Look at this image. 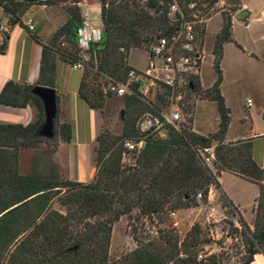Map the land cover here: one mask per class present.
<instances>
[{"label": "trees", "instance_id": "16d2710c", "mask_svg": "<svg viewBox=\"0 0 264 264\" xmlns=\"http://www.w3.org/2000/svg\"><path fill=\"white\" fill-rule=\"evenodd\" d=\"M7 1L0 0V7L8 14V23L20 22L25 26L15 11L8 7ZM226 1L235 7L240 2ZM27 2L39 6H61L67 16L48 43L40 40L37 29L29 31L42 47L39 79L35 85L55 88V53L59 51L60 61L64 63L72 65L80 61L77 31L82 24L85 3L84 0ZM99 2L102 37L88 51L91 58L85 62L87 68L83 70L78 88L80 98L91 109H101L104 105L105 96L97 84L99 77L106 76L112 85L126 83L128 72L135 70L128 63L131 51L144 49L150 53L157 38L168 31L165 15L155 1H148L145 5L141 0ZM222 22L213 47L214 67L219 75L208 92L209 99L218 107L217 132L202 136L185 125L167 124L163 136L149 135L145 139L136 165L127 166L122 161V139L138 138L135 127L138 118L149 109L161 117L166 106L163 94H157L156 101L161 107L158 110L151 101L147 102L142 97L138 84L132 83L131 94L126 95L123 132L120 136L106 133L97 137V172L87 183L41 176L37 164L30 174H19L18 147L26 146L24 143L36 145L43 140L38 135L44 119L43 106L40 99L32 95L33 86L11 81L5 84L0 92V104L16 108L31 106L35 115L26 126L0 124V264H219L217 254L197 261L195 247L198 236L194 232L189 233L179 245L177 238L158 228L157 241L137 243L135 250L116 261L110 259L109 247L113 225L121 217L132 218V214L138 213L136 220L153 216L161 218L170 211L190 207V204L193 206L198 192L207 191L212 184L220 186L218 179L222 172L259 186L254 230L250 232L240 218L248 230L244 246L246 257L242 264H251L254 255L262 252L264 247V168L254 160L251 142L225 141L231 111L220 93L222 77L219 66L224 45L234 42V39L231 17ZM3 32L5 40L0 44V54L4 53L9 37L5 29ZM56 44L60 46L55 49ZM58 131L64 143L72 141L71 124H60ZM212 146L215 173L199 153ZM55 199L65 209L64 213L52 209ZM73 247L77 249L71 250ZM181 249L185 254L183 258L180 257Z\"/></svg>", "mask_w": 264, "mask_h": 264}, {"label": "rangeland", "instance_id": "374dc122", "mask_svg": "<svg viewBox=\"0 0 264 264\" xmlns=\"http://www.w3.org/2000/svg\"><path fill=\"white\" fill-rule=\"evenodd\" d=\"M99 1L100 0H98V2L96 1V3H98L96 5L97 13H101ZM214 1L216 0H207L206 2H209L211 6ZM21 2H24V0ZM242 3L247 6L248 10L243 9ZM7 4L8 7L14 10L17 16L19 14L24 21L32 14L30 10L28 12L22 10L24 3H20L16 0H9ZM141 4L145 5L146 2L141 0ZM25 6L31 7L35 6V4L31 5L27 2ZM42 6L43 5H40V7ZM222 7L223 6L216 7L210 14L211 19L207 24L205 33V58L201 64V77L194 78L195 80L193 79L192 81L191 86L193 90L191 89L188 92L186 99L189 103L191 112H188L187 109V120L179 123V125H185L190 131L202 136L214 134L217 132L219 126L218 107L215 101L209 99L208 92L211 91L218 79L219 74L214 67L213 47L217 33L223 23L222 20L227 17H231L232 20V35L234 42L225 44L223 48V57L219 66L222 77L220 93L225 98V104L231 111V124L233 129L238 127L240 133L250 130L252 126L251 120L246 124H239V121L242 122L246 117V114L244 115V107L250 99L253 100L255 106L259 103L262 104L264 96V0H240L236 7L235 5L229 6L227 3V5H224L225 10L220 11ZM44 8V10H47L45 11L46 19L43 18V22L41 23L40 21V26H38L42 27L46 25L47 30L45 31L44 37L51 35V32L55 29L52 33L53 37L58 28L64 24L67 16L61 6H45ZM49 10L61 13L62 16L60 15L61 21L58 28L56 27L59 24L58 17L51 15ZM248 12L251 13V18L249 19L250 23L247 27L246 23L248 24V20L245 21L246 23H244V20L247 19L246 16L249 14ZM0 21L4 24L5 31L10 35L12 25L8 23V14L4 13L1 7ZM93 22L96 24L95 20H93ZM19 24H15V29L22 27L28 31L25 26ZM22 25H24V22ZM4 40L5 37L1 33L0 44L4 42ZM59 46L60 45L56 44L55 49ZM55 54L58 63V61H60V53L58 51V53ZM90 58L91 57L88 56L85 62H88ZM128 59L133 68L141 73H144L148 69L151 61L149 52L144 49L132 50ZM60 62L62 64L61 68H58V81L61 83V90L59 91L60 94L62 91L63 93L66 92L68 95L65 96L64 94V96L61 95L59 98L57 92L59 99L57 108L58 117L56 116L55 119L54 133L51 137L45 138L38 133L43 139L42 142L36 145L23 142L26 146L18 147V172L22 175L30 174L36 167L34 165L37 164L38 172L41 176L50 178L56 177L59 181L71 180L87 183L93 179L97 172V137L106 133L112 136H120L123 132L126 95L131 94V89L129 88L124 96L118 97L110 91V87L112 86V84L108 82L110 79L106 76L99 77L97 84L105 96L103 107L101 109H91L87 106L88 108L85 110L81 109L77 105L79 101L76 99L78 97V78L80 79L81 71L83 75V70L87 67L84 65L81 69H76L74 64L71 65L62 61ZM93 62H95V59H93ZM156 62L158 63V61ZM57 63L56 68L58 67ZM89 76H91V74H89ZM63 81H65L66 88L62 87ZM138 91L140 92L139 88ZM72 92L75 93L74 96H71ZM140 94H142V97L147 102L151 101L156 109H161L156 101L157 94H159L158 88H144ZM155 108L151 107V109ZM145 112L149 115L157 116V114H154L150 109ZM146 113L142 114L138 120ZM71 115L73 124L70 123ZM245 120L247 121L246 118ZM255 121L260 130H264V119H262L260 115L256 117ZM63 123L71 124L73 128L72 141L69 144L64 143L58 131L60 124ZM20 141H22V139H20ZM26 142H29L28 139H26ZM210 149V152L212 151L214 155V146ZM205 156L208 157L207 153H205ZM137 157L138 156H127L123 162L127 166H134L136 165ZM214 159L215 157L209 164L206 163L213 173L216 172V168L212 165ZM224 179L225 185L229 187L240 199V202L243 203L244 206H242V209L245 212L246 220L250 223L253 217L252 200L255 197L254 186L249 183L247 184L235 180L229 175H226ZM213 188H216L218 194L221 187L214 185ZM63 192H65V189ZM52 209L63 213L65 212V209L57 199L52 203ZM175 211L177 212L178 220L181 222L186 232H188V234L191 232H194L195 235L197 234L198 242L195 247L197 253L203 251L207 257L212 254H217L219 264H242L246 257L245 247L243 248V246H246L245 233L248 234V230L244 228L242 222V242L240 239L239 242L220 240L217 241L215 245L213 238H211L210 233L207 231L209 224H211V220H207L210 208L201 209L196 208L194 205L191 206L190 204V207H182ZM137 215L138 213L132 214V218L123 216L119 221L114 223L109 247V256L111 260H119L126 254L131 253L137 248V243L147 244L154 243V240L157 241L158 234L156 230L158 228L166 230L168 232L167 234L177 238L173 231L168 228V215L162 216L161 218L153 216L152 218L146 217L136 220L135 217ZM247 221L245 224L248 226ZM135 228L137 229L136 231ZM192 228H194V231H192ZM249 230L250 232L254 230L253 223L252 228L249 227ZM261 249L262 252H264V247ZM181 254L185 257L182 249L180 251V255Z\"/></svg>", "mask_w": 264, "mask_h": 264}, {"label": "built area", "instance_id": "2783aa9c", "mask_svg": "<svg viewBox=\"0 0 264 264\" xmlns=\"http://www.w3.org/2000/svg\"><path fill=\"white\" fill-rule=\"evenodd\" d=\"M144 1H155L160 12L165 15L168 23L167 34L158 37L150 48L151 61L148 69L141 74L130 70L127 82L112 85L110 91L122 97L132 83L138 84L140 92L144 88L155 87L159 89V94L164 95L166 106L161 112V117L146 113L137 121L135 127L139 137L126 138L121 141L122 161L127 156H138L149 135L163 136L167 124L178 126L181 121L187 120L186 110L191 112L186 100L187 94L192 89L193 79L201 77V64L205 58V33L211 19L210 14L219 6H223L220 11H224V5H227L226 0H216L211 6L209 2H206L207 0ZM82 16V24L77 31L80 61L74 64L76 69H81L85 65L91 45L100 42L102 37V28L94 24L89 14L84 12ZM24 25L30 32L35 29L31 18L27 19ZM4 29V26L0 24V34ZM247 104L251 106V100H248ZM210 150L209 148L199 151L202 158L205 157L204 161L207 164L214 158ZM213 187L214 184L209 186L207 191L198 192L194 206L201 209L210 208L207 220H211V224L207 231L215 245L220 240L239 242L242 236L240 212L233 204L226 202L220 193L217 194L216 188ZM168 228L173 231L181 245L188 232L178 220L176 211L168 213ZM180 256L184 257L183 254ZM206 258L207 255L203 251L197 253L198 262Z\"/></svg>", "mask_w": 264, "mask_h": 264}, {"label": "crops", "instance_id": "0c3cea01", "mask_svg": "<svg viewBox=\"0 0 264 264\" xmlns=\"http://www.w3.org/2000/svg\"><path fill=\"white\" fill-rule=\"evenodd\" d=\"M20 3H24L22 6V10H26L28 12L29 10L32 12L31 15H29L28 19L31 18L34 21L35 24V29H38L37 31V36L40 38V40L43 43H48V41L52 37V33L55 31L51 32V35L48 37H44L45 31L47 30L46 25H43L42 27L40 26V21L41 23L43 22V18L46 19V13L44 10L45 6H31V7H26L27 0H24V2H21L22 0H16ZM98 0H84V7L82 8V12H87L89 16L91 17L92 20L96 21L95 25L99 26L102 28V22H101V13L96 12V5L98 3ZM90 2V4H89ZM242 7L244 10H248L247 6L242 3ZM264 10V7H263ZM40 11V12H39ZM51 15H55L58 17L59 24L56 26L57 28L60 26V21H61V13L56 11L52 12L49 10ZM54 11V10H53ZM39 12V13H38ZM249 14L246 16L248 20V24L246 23V26H249V19L251 18V13L248 12ZM39 14V16H38ZM20 17L21 23L25 22L22 17L18 14ZM62 16V15H61ZM0 24L2 22L0 21ZM4 26V24H2ZM39 25V26H38ZM15 24L12 25V31L11 34L9 35L7 39V46L3 54H0V92L2 91L3 87L5 86L6 83L8 82H14L16 84H27L34 86L35 83L39 79V72H40V61H41V55H42V47L41 45L32 37V34H30L26 29L21 28L15 29ZM40 29H39V28ZM56 28V29H57ZM128 63L131 67H133L129 60ZM61 62L58 61L57 63V68H56V79H55V89L57 90L60 96H67L68 94L65 92L63 93L61 91L60 94V82L58 81V68H61ZM82 77V71L80 74V79L78 78V88L79 84L81 81ZM224 80V79H223ZM65 86V81L62 83V87L66 88ZM78 91V90H77ZM75 93H71V96H74ZM78 97L76 98L79 102H77V105L81 109H86L88 108L86 103L80 98L78 92H77ZM250 99V98H248ZM252 104L251 106H248L246 104L244 115L246 114V119L247 121L244 120L241 122L239 121V124H246L248 121L251 120L252 126L250 127V130L244 133L239 132V128L236 127L235 129L232 128V124L230 121L229 128L225 137L226 143H236V142H242V141H248L252 143V155L254 160L258 163V165L262 168H264V130H260L258 127L257 122L255 121L257 116H261L262 119H264V96H263V101L262 104H257L256 106L254 105V102L252 99H250ZM72 107V105H71ZM35 111L31 106H27L25 108H16V107H11L7 105L0 104V124H22L24 126L28 125L31 123L34 119ZM72 115H71V121L70 123L73 124L72 121ZM96 136V135H94ZM226 175H229L235 180H239L245 183H249L255 188V197L252 200L253 204V209H252V218L250 223L246 220L245 217V212L242 209L243 203L240 202V199L235 195L234 192H232L229 187L225 185V179L224 177ZM219 183H220V191L219 193L223 195V197L233 204L235 207L240 212L241 217L243 218L244 222H248V227L252 228V223L254 222L255 214H254V209L257 206V198L260 194L259 186L251 183L239 176L233 175L231 173H226L222 172L221 176L219 178ZM251 264H264V252H259L254 255L253 261Z\"/></svg>", "mask_w": 264, "mask_h": 264}, {"label": "water", "instance_id": "95a60500", "mask_svg": "<svg viewBox=\"0 0 264 264\" xmlns=\"http://www.w3.org/2000/svg\"><path fill=\"white\" fill-rule=\"evenodd\" d=\"M32 95L39 98L44 113V120L39 127V135L42 137H51L54 133L55 119L57 116L58 96L55 88L41 85H34L31 90ZM77 247L71 248L76 250Z\"/></svg>", "mask_w": 264, "mask_h": 264}]
</instances>
